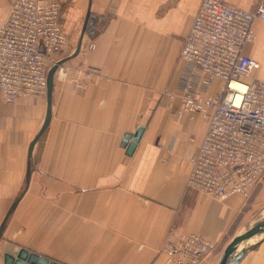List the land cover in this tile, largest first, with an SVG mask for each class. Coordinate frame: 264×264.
<instances>
[{
    "label": "crops",
    "instance_id": "0c3cea01",
    "mask_svg": "<svg viewBox=\"0 0 264 264\" xmlns=\"http://www.w3.org/2000/svg\"><path fill=\"white\" fill-rule=\"evenodd\" d=\"M200 1L91 0L94 32L64 63L66 78L54 79L51 116L31 152L27 184V149L46 99L0 101V221L23 191L2 232L0 264L5 241L59 264H168L160 249L171 225L215 243L201 264H216L242 232L264 203V177L248 198L219 200L187 187L185 157L200 144L208 118L177 119L188 72L179 51ZM228 1L253 10L259 0ZM10 2L0 0V22ZM60 3L67 44L56 58L74 50L88 0ZM252 28L244 53L259 64L253 77L263 79L264 20ZM88 68L97 72L85 78ZM138 125L145 129L127 154L121 141ZM250 243L237 264H264V237Z\"/></svg>",
    "mask_w": 264,
    "mask_h": 264
},
{
    "label": "built area",
    "instance_id": "2783aa9c",
    "mask_svg": "<svg viewBox=\"0 0 264 264\" xmlns=\"http://www.w3.org/2000/svg\"><path fill=\"white\" fill-rule=\"evenodd\" d=\"M60 7L59 0H11L0 22V101L45 97L47 70L67 44ZM255 19L264 20V0L253 10L201 0L179 51L188 72L177 119L186 113L208 118L200 144L185 157L187 187L214 199L248 198L264 177V78L253 77L259 64L244 53ZM94 46L91 41L88 48ZM61 66L54 79L66 78L69 68ZM96 72L88 68L85 78ZM215 81L218 88L204 95L202 88ZM215 248L210 239L171 225L160 252L168 264H201Z\"/></svg>",
    "mask_w": 264,
    "mask_h": 264
},
{
    "label": "water",
    "instance_id": "95a60500",
    "mask_svg": "<svg viewBox=\"0 0 264 264\" xmlns=\"http://www.w3.org/2000/svg\"><path fill=\"white\" fill-rule=\"evenodd\" d=\"M90 5H91V0H88L86 13H85L82 27H81V33L78 38V41L75 44L74 50L69 55L58 58L56 62L53 65H51L47 70V74H46L47 88H46V95H45L46 112H45V117L43 119V122L38 132L35 134V136L32 138V140L30 141L28 145V149H27V159L28 160H27L26 173H25L26 184L29 181V176L31 173V166H30L31 152L33 150L34 144L36 143L38 138L41 136V134L46 129L49 123L50 116H51L52 89H53V84H54L55 71L59 65L67 62L68 60L75 57L79 53L81 46H82L83 35L85 33L91 35L94 32L92 20H94L95 17L94 15L90 13ZM144 129L145 127L143 125H138L134 133L124 134L123 139L121 141V145L126 148L127 154L132 153L136 143L140 140V137ZM22 193L23 191L20 193V195H18L12 201V203L10 204L3 218L0 221V241L2 239V232L4 230L7 219L9 215L15 209L18 201L20 200L22 196ZM261 233H264V217L256 221L253 225L247 228L244 232L234 236L232 240L224 248L216 264H237L240 261V259L245 255L247 250L254 246L248 241L249 238L251 240L253 237ZM262 237H264V235H262ZM1 246L4 250V253L2 256L3 264H59L58 262L54 260L50 261L45 256H40L39 254L35 252H31L25 248L18 247L17 245L7 242V241L1 243Z\"/></svg>",
    "mask_w": 264,
    "mask_h": 264
},
{
    "label": "rangeland",
    "instance_id": "374dc122",
    "mask_svg": "<svg viewBox=\"0 0 264 264\" xmlns=\"http://www.w3.org/2000/svg\"><path fill=\"white\" fill-rule=\"evenodd\" d=\"M60 1H62V0H60ZM250 217H251L250 221L247 222V224L244 226V228L241 229L242 232H244L247 228H249L251 225H253L256 221H258L259 219L264 217V203L257 205L256 208L254 209V211L250 214ZM252 239H254V237Z\"/></svg>",
    "mask_w": 264,
    "mask_h": 264
},
{
    "label": "bare ground",
    "instance_id": "6f19581e",
    "mask_svg": "<svg viewBox=\"0 0 264 264\" xmlns=\"http://www.w3.org/2000/svg\"><path fill=\"white\" fill-rule=\"evenodd\" d=\"M58 59V58H57ZM53 65V64H52ZM61 65H64V63L63 64H61ZM61 65H59V66H61ZM62 67V66H61ZM261 235H264V233H261ZM249 242H250V238H249V240H248ZM247 241V242H248Z\"/></svg>",
    "mask_w": 264,
    "mask_h": 264
}]
</instances>
